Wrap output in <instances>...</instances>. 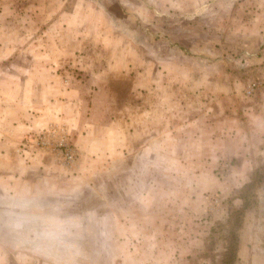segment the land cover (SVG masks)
<instances>
[{
  "label": "crops",
  "instance_id": "0c3cea01",
  "mask_svg": "<svg viewBox=\"0 0 264 264\" xmlns=\"http://www.w3.org/2000/svg\"><path fill=\"white\" fill-rule=\"evenodd\" d=\"M118 12L97 0H0V192H56L69 178V188L78 192L93 188L100 171L107 178L121 170L138 176L142 166L151 169L162 160V174L173 180L169 188L156 179L142 191L140 185H120L117 192L130 191L132 199L112 202L107 196L100 220L144 224L116 239L147 241L152 254L173 264L168 241L177 238L172 255L180 259L197 255L190 241L204 239L198 227L213 221L211 196L224 209L229 200L236 205L239 187L263 166L264 89L246 97L242 85L264 78V24L248 41L253 56L225 57L220 44L208 42L212 50L196 58L162 57L151 41L146 47L122 34L123 26L112 19ZM193 46L206 47L203 41ZM59 126L92 161L83 171L72 174L51 156L24 150L30 133ZM111 165L115 171L109 173ZM169 190L174 199H158V192ZM173 209L180 215L170 217ZM163 222L186 230L172 237L156 227ZM189 223L196 230L189 231ZM236 256L243 264H264V239L249 236Z\"/></svg>",
  "mask_w": 264,
  "mask_h": 264
},
{
  "label": "rangeland",
  "instance_id": "374dc122",
  "mask_svg": "<svg viewBox=\"0 0 264 264\" xmlns=\"http://www.w3.org/2000/svg\"><path fill=\"white\" fill-rule=\"evenodd\" d=\"M97 1L111 8H119L123 13L118 12V18L112 19H117L119 26H123L122 34L125 37H134L141 44H146V47L151 41L156 46V53L162 57L170 54L178 58L185 54L196 58L212 50L208 49L209 43H215V48L220 44V54L225 57H231L229 55L232 54L239 60L241 57L253 56L255 54H251L247 48L248 41L255 40L258 26L264 24V0ZM197 41H203L206 47L193 46ZM167 43L188 47L181 50L177 47L168 48ZM193 60L196 59H190L189 63ZM194 67L197 68L195 64H190V69ZM243 81L244 79L241 80L242 83ZM175 86L177 84L173 88L179 91L180 88ZM125 88H128V83ZM262 88L264 89V78L249 81L242 85V94L252 97L256 90ZM123 92L127 93L126 90ZM38 137L43 142L42 145L37 142ZM63 143L74 153L73 159L64 158V152L59 148ZM24 144V150L30 149L32 155L38 154L37 151L47 154L53 162L72 174L80 169L83 171L86 165L92 163L83 150L69 140V132L62 126L30 133ZM161 163L162 160L157 161V165H152L151 169L148 164L147 167L142 166L141 175L138 176L137 172L132 176V173H128L129 170H121L119 175L107 178L100 171L91 181L93 188L84 186L78 192L69 188V183H73L70 178L67 179L69 183H63L61 190L57 189L56 192H35L27 197L0 192V264H166L167 256L157 257L152 254L151 248L147 247V241L120 243L116 239L117 235L125 234L135 226L145 227L144 224L117 225L115 220L107 219L104 223L100 220L108 197L112 202L124 198L132 199L134 194L130 191L117 192L116 187L120 185H140L142 191L144 184L156 179L158 185L169 188L173 180L162 174ZM114 165H111L109 173L115 171ZM226 165L227 161L222 160L224 170H227ZM262 165L256 175L248 177L246 184L239 187L234 197L240 196L241 201L236 205L228 197L223 203L228 205L229 200V208L224 209L220 198L215 194L211 196L210 212L213 221L198 227L204 239L190 241L194 248L198 246L197 255L192 258L188 256V259L172 255L174 248L180 244L177 238L170 239L168 243L173 248L169 262L243 264L236 256L238 247L249 236L258 240L264 239V223H260L264 218V190L260 191V184L264 182V159ZM149 170L154 172V176L151 174L148 177L145 174ZM76 179V182L82 183L81 177ZM174 198L175 194L170 190L158 192V199L162 201ZM170 211V217L180 215L177 209ZM165 212L168 213L169 210ZM185 226L189 227V231L192 228L196 230V225L192 223ZM156 227L172 237L174 233L179 235V230H186V227H180L179 224L164 222L158 223ZM158 242L166 245V240ZM134 250L136 253H133Z\"/></svg>",
  "mask_w": 264,
  "mask_h": 264
},
{
  "label": "built area",
  "instance_id": "2783aa9c",
  "mask_svg": "<svg viewBox=\"0 0 264 264\" xmlns=\"http://www.w3.org/2000/svg\"><path fill=\"white\" fill-rule=\"evenodd\" d=\"M40 139H42V138H40ZM37 142L39 143V144H43V142L42 141H40L39 140V137H38V139H37ZM61 147H59V148H61L62 149V151L64 152V158L66 159V160H68V159H73V155H74V153L72 152V150L69 148V146L66 144V143H63V144H61L60 145Z\"/></svg>",
  "mask_w": 264,
  "mask_h": 264
}]
</instances>
